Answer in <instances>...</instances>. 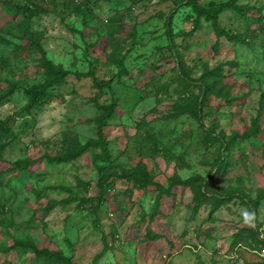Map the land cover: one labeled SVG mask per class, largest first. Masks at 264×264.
<instances>
[{
    "label": "rangeland",
    "instance_id": "374dc122",
    "mask_svg": "<svg viewBox=\"0 0 264 264\" xmlns=\"http://www.w3.org/2000/svg\"><path fill=\"white\" fill-rule=\"evenodd\" d=\"M209 1L227 0L198 3ZM34 2L29 20H11L0 6V96L16 86L0 97V121L14 118L13 137H0V264H30L29 241L59 250L67 264H264V200L253 216L239 199L253 201L264 189V110L261 131L249 136L264 93V0H239L244 19L229 11L217 18L243 45L216 40L209 23L195 26L189 8L173 0ZM29 41L68 75L57 98L24 113L22 89L41 78ZM95 82L103 83L97 103L116 105L114 124L102 131L115 174L108 193L92 162L98 149L69 164L44 163L63 148L62 136L95 138ZM24 160L26 172L14 174L12 163ZM138 164L149 178L140 190L121 177ZM172 177L194 182L173 189L169 211L160 205L167 213L149 229L161 237L145 244L148 216L165 200L154 184L164 189ZM66 188L89 203L62 205ZM202 189L229 199L212 215L213 201L193 212ZM15 241L25 245L16 249Z\"/></svg>",
    "mask_w": 264,
    "mask_h": 264
},
{
    "label": "trees",
    "instance_id": "16d2710c",
    "mask_svg": "<svg viewBox=\"0 0 264 264\" xmlns=\"http://www.w3.org/2000/svg\"><path fill=\"white\" fill-rule=\"evenodd\" d=\"M39 3L46 4L50 2V0H38ZM107 1V0H104ZM239 0H227L226 2H214L209 1L206 4L198 3V0H173L174 3H179L187 6L191 12V17L193 16V24L197 26L198 22L200 20H203L206 23H209L212 27L213 34L215 39L217 40L220 37H224L227 41L238 43L243 45L244 41L239 39V36L236 34H228L227 31L223 28H219L216 24L217 18L220 14H222L225 11L232 12L234 14H237L238 17L241 19L245 18V12L247 11V8L243 5H237V2ZM9 1H3L1 3L0 0V6H2L5 10V12L10 15L11 20H15L16 15H22L23 19L29 20L30 18L34 17L37 13L38 4L34 2V0H24L22 4H14L10 5L8 3ZM190 17V18H191ZM114 29V32H117ZM25 37L29 40L30 35L26 34ZM30 45H33L34 51L36 55H38V58L35 59L36 61V67L41 72V78L39 82L23 88L22 93L25 98V105L23 106V112L24 113H30L31 111L40 108L47 102L52 101L55 97L57 98L56 90L62 87L65 84V79L68 75V72L62 69L60 65H55L51 63L49 60L45 58L44 51L41 49L40 45H38L37 42H31L29 41ZM215 45V44H214ZM231 64V63H229ZM211 76L217 77L220 72L213 70L211 73ZM81 77H92L91 74H82ZM207 79H203V84L201 85V93L202 95L208 92V89L210 88V84L205 83ZM102 82H95L93 83V88L96 90V92L93 94V96L90 99L91 106L96 110L97 115L93 119V124L95 126V138L94 139H88L84 143H79L77 139L69 138L67 136H62V144L63 148L54 156L48 157L47 155L44 156V163L48 165H65L69 164L75 160H77L81 155L85 154L86 152L93 151L95 149H98L100 153L92 155V162L98 163L100 165H95V171L97 173V180L99 182L98 187L102 188L105 193H108L111 191L110 185L111 183L108 182V178L115 177V174L110 172L112 171V163L108 161V150L106 148L107 142L104 139V136L102 135L103 128L107 125L114 124V121L117 117L116 114V105L114 101H111L109 104H102L99 105L97 103V100L99 99L101 92H102ZM16 86L13 84H10V86L6 89L5 93L1 95L0 97L6 99L10 97L13 94V90ZM264 93H261L259 96V108L257 110L256 116L251 120V130L249 133L256 134L257 131L260 130V124L259 117L260 113L264 110ZM202 104L199 103L197 106H201ZM14 118L7 117L5 120L0 121V137L5 139V141L10 140L13 137L12 130L10 128V123H12ZM249 134L251 138H254L252 134ZM5 143L0 144V154L1 151L4 149ZM27 161H17L12 163V166L15 168V173L26 172L25 171V165ZM220 163V162H219ZM218 168V166H217ZM128 174L124 177L126 179L131 180L132 187L134 189H143L145 184L149 182V178L147 177L144 170L140 167L138 164L136 167L133 168V170H130L127 172ZM13 174V173H12ZM10 180L16 179V175H9ZM22 176L30 177V174H23ZM10 180L5 181V183H9ZM194 181L192 180H185L182 181L178 179L177 177H172L170 181L168 182V185L166 188H162L156 184L155 187L160 192L159 195H164L165 200L162 199L160 202V198H158L157 202L155 201V206L151 213L148 216L147 224L145 227V232L143 237V242L146 243H153L154 241L158 240L161 235H158L152 231V229H149V225L156 221V218H159L162 215H166V213L159 211L160 205H165L166 211H169L172 207V200H173V189L175 187H184L187 184H191ZM197 183H200V180L197 179ZM199 185V184H198ZM200 186V185H199ZM206 186V185H203ZM3 187L2 183L0 182V189ZM85 188L86 185H82V188ZM83 188V189H84ZM66 191L69 195L66 199L61 201L62 205H67L69 203L76 202L77 206L82 208L84 203H89V199H80L72 194V192L66 188L63 189ZM198 200L195 201L193 212L196 211L201 205L208 203L209 201H213V206L210 207L209 213L211 215L222 205L224 204L226 199H229V197H222V196H214L213 194L208 193L206 190L202 189V192H200ZM231 196V195H229ZM242 202V205L247 207L253 216L256 215V209L261 201L264 200V189H258L256 191V195L253 199V201H250L247 199V197L239 198ZM143 214H139V218L136 221V224L142 223L143 221ZM155 217V218H154ZM147 218V217H146ZM135 224V225H136ZM139 225V224H138ZM141 225V224H140ZM113 240V239H112ZM133 239L129 240L128 243L125 244L131 245L130 242H132ZM127 241V240H125ZM25 244L22 243V241H15L14 246L16 249H19L21 246H24ZM28 247V251H24L26 253L31 254L32 258L30 259V264H67L68 260L62 256L61 252L59 250H46V249H37L36 246H34L30 241L29 245H25ZM264 247V245H263ZM111 249V247H109ZM94 264V260L93 263Z\"/></svg>",
    "mask_w": 264,
    "mask_h": 264
},
{
    "label": "built area",
    "instance_id": "2783aa9c",
    "mask_svg": "<svg viewBox=\"0 0 264 264\" xmlns=\"http://www.w3.org/2000/svg\"><path fill=\"white\" fill-rule=\"evenodd\" d=\"M261 252H262V254L264 255V247L262 248V251H261Z\"/></svg>",
    "mask_w": 264,
    "mask_h": 264
}]
</instances>
